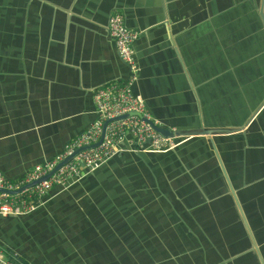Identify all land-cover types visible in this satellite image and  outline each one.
<instances>
[{
	"label": "crops",
	"instance_id": "1",
	"mask_svg": "<svg viewBox=\"0 0 264 264\" xmlns=\"http://www.w3.org/2000/svg\"><path fill=\"white\" fill-rule=\"evenodd\" d=\"M260 2L0 0V171L7 178L60 153L95 120V90L128 77L108 33L115 13L140 33L133 89L151 118L183 134L213 132L164 154L120 153L54 187L17 217L39 264H264ZM220 162L239 205L225 190ZM238 214L251 234L235 223ZM233 227L240 244L229 241Z\"/></svg>",
	"mask_w": 264,
	"mask_h": 264
},
{
	"label": "built area",
	"instance_id": "2",
	"mask_svg": "<svg viewBox=\"0 0 264 264\" xmlns=\"http://www.w3.org/2000/svg\"><path fill=\"white\" fill-rule=\"evenodd\" d=\"M108 33L119 59L125 64L128 77L125 80L112 81L95 90L92 95L95 120L68 142L56 156L34 166L18 179H9L0 171V218L32 213L54 187L98 170L120 153L164 154L192 138L191 135L181 134L175 128H169L173 133L171 137L158 133L153 126L159 124L151 118L144 98L133 89L139 74L133 47L140 33L127 28L120 13L109 17ZM106 121L109 122L104 128L100 144L74 154L76 150L96 144L100 140ZM71 155L72 158L50 177L22 189L45 177L58 163ZM19 189L22 190L17 194H10ZM0 264L29 263L21 261L15 253L0 246Z\"/></svg>",
	"mask_w": 264,
	"mask_h": 264
},
{
	"label": "water",
	"instance_id": "3",
	"mask_svg": "<svg viewBox=\"0 0 264 264\" xmlns=\"http://www.w3.org/2000/svg\"><path fill=\"white\" fill-rule=\"evenodd\" d=\"M263 7H264V0H262V3L260 2V7H259V10H258V15H259V17H260V19H261V21H263ZM262 24H264V21L262 22ZM126 25V24H125ZM107 27H108V25H107ZM127 27V26H126ZM264 27V26H263ZM133 50H134V47H133ZM126 116H129V115H126ZM109 121H106L105 123H104V125H103V131H102V134H101V137H100V140L96 143V144H93V145H91V146H86V147H83V148H81V149H78V150H76L75 152H74V154H76L77 152H80V151H82V150H85V149H89V148H93V147H96V146H98L99 144H100V142H101V140H102V138H103V133H104V128H105V126L107 125V123H108ZM151 124H152V122H150ZM153 128L158 132V133H160L162 136H164V137H171L172 135H173V133H171V131H170V129L169 128H165V127H163V126H160V125H158V126H153ZM206 132H208L207 134H213V132L212 131H199V133H189V134H187V135H191V136H204V134H206ZM219 134H231V133H229V132H223V131H219L218 132ZM174 134H176V135H180V133H174ZM181 134H183V133H181ZM193 138H195V137H192L191 139H193ZM202 138V137H201ZM190 140V139H189ZM188 140V141H189ZM187 142V141H186ZM185 143V142H184ZM72 156L73 155H71V156H69V157H67L66 159H64L63 161H61L60 163H58L57 164V166L54 168V170L53 171H51L50 173H48L45 177H42L41 179H39V180H36V181H33V182H31L30 184H28V185H26L25 187H23L22 189H24V188H28V187H31V186H33V185H35V184H37V183H39L40 181H42V180H45V179H47L48 177H50L57 169H59L62 165H64L66 162H68L71 158H72ZM219 161H220V159H219ZM220 168H221V171H222V177H223V179L226 181L225 182V184L227 183V185L225 186V190L227 191V192H229L230 193V196L232 197V199H233V201L235 202V205L236 204H238L239 205V202H238V199H237V197H236V194H234V190H232V187H231V185L229 184L230 182H229V180H228V177H227V174H226V172L224 171V167H223V164H222V162H220ZM217 174H218V172H217ZM218 176V175H217ZM22 189H19V190H16V191H13V192H10V194H17L18 192H20ZM239 215V217H240V219H238V220H235V223H239V228L242 230V229H244V228H246L247 230H248V233L249 234H251L252 232L249 230V227H248V224H247V222H248V220H247V217H246V215L245 216H242L241 214H238ZM235 218V217H234ZM235 219H237V218H235ZM233 229H234V232H233ZM233 229H232V231L230 232V239H229V241L231 242V243H233L234 241L235 242H238L239 244L241 243V237H240V235L239 234H236L235 233V231H236V229H237V227H233ZM250 237V236H249ZM251 238L253 239V237L251 236ZM250 238V239H251ZM252 243V242H251ZM252 246L254 247V251H256L255 249L257 248V245L255 244V241H254V239H253V243H252ZM256 247V248H255ZM9 251V250H8ZM259 251V250H258ZM256 254L258 255L259 254V252H256Z\"/></svg>",
	"mask_w": 264,
	"mask_h": 264
},
{
	"label": "rangeland",
	"instance_id": "4",
	"mask_svg": "<svg viewBox=\"0 0 264 264\" xmlns=\"http://www.w3.org/2000/svg\"><path fill=\"white\" fill-rule=\"evenodd\" d=\"M23 218H0V246L9 247L15 254L30 264H39L37 257L33 256L36 248L32 246L30 238L23 230ZM8 249V250H9ZM41 264V263H40Z\"/></svg>",
	"mask_w": 264,
	"mask_h": 264
},
{
	"label": "trees",
	"instance_id": "5",
	"mask_svg": "<svg viewBox=\"0 0 264 264\" xmlns=\"http://www.w3.org/2000/svg\"><path fill=\"white\" fill-rule=\"evenodd\" d=\"M21 261H23L21 258H20Z\"/></svg>",
	"mask_w": 264,
	"mask_h": 264
}]
</instances>
